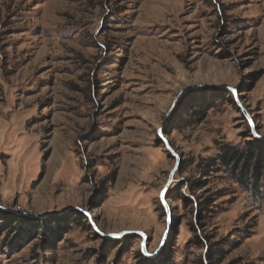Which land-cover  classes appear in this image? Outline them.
I'll use <instances>...</instances> for the list:
<instances>
[{"label": "rangeland", "instance_id": "rangeland-1", "mask_svg": "<svg viewBox=\"0 0 264 264\" xmlns=\"http://www.w3.org/2000/svg\"><path fill=\"white\" fill-rule=\"evenodd\" d=\"M256 145L264 0H0V264H264Z\"/></svg>", "mask_w": 264, "mask_h": 264}, {"label": "trees", "instance_id": "trees-1", "mask_svg": "<svg viewBox=\"0 0 264 264\" xmlns=\"http://www.w3.org/2000/svg\"><path fill=\"white\" fill-rule=\"evenodd\" d=\"M199 109H202L201 107ZM200 112V110H199ZM257 147H248L246 151L236 149H222L219 155V160L224 168L231 170L234 175L239 171L240 175L251 174L253 177H260L264 174V147L256 145ZM263 173V174H262ZM240 178V177H239ZM246 180V178L244 179ZM248 180H246V183ZM20 225V223H17ZM24 231H20L17 234L16 239H22L27 234H30L29 238L33 237V230L30 226H25ZM27 229V230H25Z\"/></svg>", "mask_w": 264, "mask_h": 264}, {"label": "water", "instance_id": "water-1", "mask_svg": "<svg viewBox=\"0 0 264 264\" xmlns=\"http://www.w3.org/2000/svg\"><path fill=\"white\" fill-rule=\"evenodd\" d=\"M232 92H234V90L231 88L230 89ZM179 101H180V99H177L174 103H173V105H172V107H171V109H170V111H169V113H172L173 111H174V109L176 108V106L178 105V103H179ZM240 109L242 110V112L244 113V115L248 118L249 116H248V113L246 112V110H245V108L240 104ZM249 119V118H248ZM252 125V124H251ZM253 134H255V132L253 131ZM255 136L256 137H258L256 134H255ZM163 142H164V144L166 145V147H167V149H168V151L175 157V159H176V164H175V166H174V168L171 170V172H170V175H169V178H168V180H167V182L165 183V185L163 186V189L161 190V193H163V195H161V193H160V199H161V202H162V204H163V206H164V208H165V211H166V214H167V219H168V227H170V218H171V211H170V207H169V204L167 203V201H166V193H167V190H168V188H169V186H170V184H171V182L173 181V175H174V172L176 171V169H177V167H178V163H179V155L175 152V150L172 148V146L170 145V143L168 142V140L166 139V138H164L163 137ZM142 237H143V241H142V243H141V246H142V250H143V252H145V250H144V245H145V239H146V235H145V233H143V232H138ZM103 235V234H102ZM110 235H108L107 237H109ZM166 237H167V233L165 234V236H164V238H163V241H162V244L161 245H163L164 244V242H165V240H166ZM148 257H152V255H147Z\"/></svg>", "mask_w": 264, "mask_h": 264}, {"label": "snow or ice", "instance_id": "snow-or-ice-1", "mask_svg": "<svg viewBox=\"0 0 264 264\" xmlns=\"http://www.w3.org/2000/svg\"><path fill=\"white\" fill-rule=\"evenodd\" d=\"M161 195H163V193H161ZM145 255H151V253H147V252H145Z\"/></svg>", "mask_w": 264, "mask_h": 264}]
</instances>
